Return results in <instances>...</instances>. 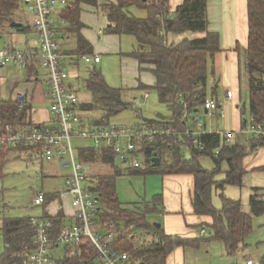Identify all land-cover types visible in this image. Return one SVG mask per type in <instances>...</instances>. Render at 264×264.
Returning a JSON list of instances; mask_svg holds the SVG:
<instances>
[{
  "label": "trees",
  "instance_id": "16d2710c",
  "mask_svg": "<svg viewBox=\"0 0 264 264\" xmlns=\"http://www.w3.org/2000/svg\"><path fill=\"white\" fill-rule=\"evenodd\" d=\"M25 0H0V30L15 29L26 32L31 26L16 21L15 12L20 3ZM88 3L102 7L108 19L105 32L114 34H131L136 38V47L130 52L135 57L141 69L149 70L155 77L153 85L140 82L138 90L155 89L159 101L171 109V117L159 120H148L150 125H174L178 129L185 128L182 119L184 103L192 111H198L208 97L218 101V86H210V59L222 51L220 35L210 30L207 5L208 0H183L174 11L171 10L170 0H68L61 7L59 16L64 20L60 33L72 35L77 47L72 51V57L79 59L82 54L93 53V47L81 34L83 23L80 20L81 4ZM133 8L144 9L145 16H138ZM248 41L245 48L247 84L249 90V112L256 120L264 124V0H248ZM185 32L204 33L202 37H184L178 41H169L168 34ZM240 48V47H239ZM238 48V50H239ZM146 66V67H143ZM29 67V75L33 74ZM82 88L91 93V100L81 103V108L88 113L94 124H109L111 118L124 109L132 107L133 101L126 99V90L110 86L98 67L89 70L83 79ZM182 97L183 102L179 99ZM220 103V102H219ZM22 100L17 98H0V117L12 123H26L28 104L20 109ZM96 111H101L96 115ZM244 120L242 126H244ZM206 144L205 150L195 147L189 140V148L182 143L163 141L156 138L144 146L145 166L133 167L134 174H191L194 177V192L192 205L198 215L212 217L208 225L210 238L225 242L230 253L246 246V239L253 230V218L264 214V188L254 187L250 195V212L242 208L240 200L232 199L222 194V206L217 208L212 201L213 186L224 189L226 184H242L244 174V159L248 148L241 142H232L223 147L218 155L214 154L219 145V134H204L201 136ZM264 146V140L253 137L251 149ZM22 147L0 148V176L3 167L9 160L12 149ZM189 149V150H188ZM190 151V152H189ZM189 152L190 156H187ZM81 157L88 163H102L114 167V171L98 174L96 189L101 194V209L98 212L102 223H110L112 228L130 226L136 229L150 231L153 237L142 240L137 233L134 236L121 235L115 241L116 248L128 251L142 264H168L169 255L177 248H198L205 235L185 237L169 234L162 226L147 221V213L160 211L159 205L163 195L154 198L152 208L149 203L126 205L120 201L116 188V178L122 169L116 164V154L107 149L87 147L81 150ZM159 156L161 164L152 166V158ZM211 156L214 162L212 170L202 166L200 158ZM226 162V177L217 181L214 176L221 171ZM264 171V166L255 168ZM54 196L48 195L45 202L49 203ZM54 222V233H58L62 225H66V216L60 211L56 214L46 213ZM33 217L3 216V226L0 233L4 237L5 249L0 256V264H20L25 256V249L34 246L36 229L32 225ZM56 264H97L96 252L92 248L83 247L81 253H72V246L66 245ZM264 264V261L262 262Z\"/></svg>",
  "mask_w": 264,
  "mask_h": 264
},
{
  "label": "built area",
  "instance_id": "2783aa9c",
  "mask_svg": "<svg viewBox=\"0 0 264 264\" xmlns=\"http://www.w3.org/2000/svg\"><path fill=\"white\" fill-rule=\"evenodd\" d=\"M33 16L31 26L36 34L33 43L22 48L8 42L0 46V78L10 64H15L19 70H28L29 66L39 62L47 70L49 118L38 120L34 116L33 106L28 109L26 123H12L0 117V148L22 147L25 151H34L38 157L48 162H59L63 168H71L66 178L65 188L57 191L61 201L67 200L73 207L69 223L62 225L58 233H54V222L48 217H33L32 225L36 229L34 246L25 249V256L20 264H56L57 252H62L66 245L72 246V253H81L83 247L92 248L96 252L97 264H142L131 253L116 248L115 241L121 235L134 236L137 229L134 224L112 228L110 223H102L98 212L101 209V194L96 189L95 179L90 175L91 165L82 161L78 155L81 148L93 147L113 151L117 157L128 161L133 167L143 166L145 159L144 146L156 138L163 141L182 143L189 147V140L200 150L206 149L201 136L204 134H219L220 142L214 150L218 155L220 150L231 144L234 130H214L210 132L197 128L204 120L194 116L195 112L184 103L182 119L185 128L178 129L174 125H150L148 122L137 127L124 124H94L91 117L81 108L82 101L78 91L69 84V71L65 66L66 54L61 52V43L56 36L53 13L68 3V0H25ZM86 63L99 62L100 55L82 54ZM36 76H40L38 70ZM145 93V98L149 97ZM226 97L232 99L234 92L227 89ZM20 109L32 104L24 97ZM202 108L209 116H224L223 106L212 97H208ZM244 120L240 132L251 134L264 140V124L250 114V119ZM196 125V126H195ZM75 139H88L91 145H74ZM261 146H257L258 149ZM55 192V191H54ZM52 192H39L33 199L35 205L45 204ZM207 234V228H202L200 235ZM246 264H261L252 256Z\"/></svg>",
  "mask_w": 264,
  "mask_h": 264
},
{
  "label": "rangeland",
  "instance_id": "374dc122",
  "mask_svg": "<svg viewBox=\"0 0 264 264\" xmlns=\"http://www.w3.org/2000/svg\"><path fill=\"white\" fill-rule=\"evenodd\" d=\"M16 21H21L23 24H27L32 17L29 5L22 2L19 8L15 11ZM133 12L138 16H145L146 11L144 9L133 8ZM28 38L32 39V34H27ZM9 34H4L0 38V46H4L10 40ZM22 39H19L23 41ZM25 38V37H24ZM122 51L129 52L133 49V45L136 44V38L131 34H122ZM240 48L237 51L239 56L235 60L236 68L233 73L232 62L234 59L230 55L219 54L216 66L210 59L209 64V76L211 85L216 84L218 86V101L225 110L224 116H209L205 113V110L200 109L195 112L194 116L200 117L204 120V123H208V128L215 130H233L238 126V122L242 119L249 121V90L247 84V74L245 71L246 64V46L240 42ZM232 61V62H231ZM89 66H94L89 65ZM85 66V67H89ZM103 73L106 82L113 87H121L122 81V68L120 67L119 58L116 55L103 54L102 61L96 65ZM85 67L81 68L79 73L81 83L77 84V90L79 98L82 102L91 100V93L82 88L83 77L85 78ZM20 74L25 76V72L22 70ZM47 70L40 69V80L36 82V94L37 98L44 97V101L35 104L36 111L34 114H38L37 118H44L45 113L49 111L48 104V82H47ZM1 82V81H0ZM2 83V82H1ZM8 83L0 85V97H5L7 91H5ZM227 89H232L234 97L229 99L226 97ZM150 97L143 98L142 90L139 91H127L125 92L126 98L133 101V106L124 109L120 113L111 118L112 123L124 124L129 127H137L148 122V120H159L161 118H170L171 109L164 103H161L158 98V94L155 89H149ZM47 93V94H46ZM142 96V97H141ZM37 99V100H38ZM39 110L37 111V109ZM39 112V113H38ZM101 111H96V115H100ZM37 116V115H36ZM240 118V120H239ZM145 119V120H144ZM253 138L251 134H240L239 142L250 147V141ZM74 145H91L92 143L88 139H75ZM264 149V148H263ZM81 148L78 150V155L82 161H87L81 156ZM18 148L12 149L9 160L3 167V174L0 176V218L3 216L9 217H42L48 211L57 212V210L63 207V203L60 198L57 197L54 201L43 205H35L33 202L34 197L41 191H61L65 188L66 178L71 173V168L61 167L59 162H48L42 160L34 151H21ZM260 148L257 152L248 148V155L245 159L244 167L245 174L242 184H226L224 189L213 186L212 188V201L214 206L220 208L222 206V194L232 199L240 200L242 208L246 212H250V195L253 192L254 187L264 188V171L257 170L250 166L252 160L255 158V154L262 153ZM190 152V151H189ZM187 152V156L190 154ZM263 156V157H262ZM259 159V162H264V155ZM144 163V160H141ZM201 164L204 168L212 170L214 168L213 158L211 156H202L200 158ZM116 164L123 169V173L116 178V188L120 201L126 205L133 203H140L141 206L146 207V203H149L152 208L154 198L161 195L165 190V184L163 183L164 176L160 173L146 174H134L131 172L133 166L132 161L129 159L124 162L123 159L117 157ZM145 164H143V167ZM112 169L109 165L94 164L92 166L90 175L94 173H106ZM227 164L224 162L221 167V171L218 172L214 178L217 181H223L226 177ZM66 201L63 200L65 211H72L69 205L66 206ZM145 203V204H144ZM71 209V210H70ZM74 210V209H73ZM167 212H165L166 214ZM147 221L149 223H162L163 228L164 216L159 211H149L147 213ZM67 223L69 220L67 219ZM198 225V224H197ZM201 226L196 229L200 231ZM137 233L141 236L142 240H150L154 233L143 229H137ZM200 236V233L198 234ZM209 230L205 235L207 241H203L198 248H185V263L186 264H246L247 258L253 257L261 264L264 261V214L254 216L253 218V230L246 239V248L242 250V247L236 250L234 253H229V249L222 240L211 239ZM4 237L0 233V256L5 249ZM62 252H57L56 259L61 256Z\"/></svg>",
  "mask_w": 264,
  "mask_h": 264
},
{
  "label": "crops",
  "instance_id": "0c3cea01",
  "mask_svg": "<svg viewBox=\"0 0 264 264\" xmlns=\"http://www.w3.org/2000/svg\"><path fill=\"white\" fill-rule=\"evenodd\" d=\"M183 0H170L171 10L174 11L176 7L181 4ZM248 0H208L207 5V12L208 18L210 21V30L216 31L220 35V46L222 51L218 52L215 57L212 59V63L216 66L217 60L219 59V54L221 55H230L232 57V70L233 73L236 68L235 60L238 58V48L240 47V42H242L245 46L247 45L248 41V10H247ZM135 9V8H134ZM61 7H59L54 13L53 18L55 19V28H56V36L61 43V52L66 54L65 57V66L69 71V84L70 86L74 87L76 90L77 84L81 83V78L79 73L82 67H85V75L87 76L89 70L93 67H97L96 65L102 61L103 54H111L116 55L119 58L120 67L122 68V81L123 85L121 88H124L126 92L128 91H139L137 89L140 82H143L147 85H153L155 82L154 75L147 69H141L142 65L138 62V60L130 55L136 44L133 45V49L129 52L122 51V39L121 35L114 34V33H107L105 32V27L108 24V19L103 12L102 7L94 6L88 3L81 4V11H80V20L83 23L81 28V34L89 41V43L93 47L92 56L100 55L101 59L99 62H91L86 63L82 57L80 56L79 59H75L72 57V51L77 47L76 39L69 34L60 33V27L63 25L64 20H62L59 16ZM33 21V16L31 17L30 21L27 22L29 26ZM21 22V21H20ZM4 34H9L11 37L10 40L12 43L16 45L27 48L28 41L29 43H33L35 39V32L31 27L27 29L26 32H18L15 29H2L0 30V38L4 36ZM27 34H32V39L28 38V36H24ZM204 33H195V32H185L182 34L176 33H169L168 40L169 41H178L184 37H202ZM23 41L19 40L22 39ZM25 37V38H24ZM10 43V41H9ZM137 43V42H136ZM15 64H10L5 69V74L2 78H0V85L3 83H8L5 91L7 94L5 97L0 98H17L19 97H26L29 98L32 102V106L34 111H36L35 104L42 103L44 101V97L37 98L36 94V82L40 80V76L35 75V71L38 70L40 74V69L42 68L39 62H35L31 64L29 67H33L32 75H29V70H23L25 72V76L20 74V71L16 68ZM143 67H146L143 65ZM84 79V77H83ZM215 78L210 79L211 81ZM48 82V81H47ZM210 86L211 85L210 83ZM78 91V90H77ZM142 96L145 98V93H149L148 90H142ZM48 92V89H47ZM47 94V93H46ZM141 96V97H142ZM126 97V94H125ZM150 97V95H149ZM147 97V98H149ZM38 99V100H37ZM127 99V98H126ZM146 99V98H145ZM39 108L37 109V111ZM35 113V112H34ZM39 113V112H38ZM206 113V111H205ZM37 115V116H36ZM35 118L38 117V114H34ZM49 118V111L45 113L44 118H37L38 120L47 119ZM145 120V119H144ZM240 120V118H239ZM208 123L205 125H198L197 128L210 132L214 131L215 129L208 128ZM196 126V125H195ZM242 128V121L238 122V126L233 128L234 134L232 142L236 141L239 142V135L242 134L240 132ZM216 131V130H215ZM231 142V143H232ZM189 148V147H188ZM251 148V147H247ZM262 149V153L255 154V158L252 160L250 166L253 167H261L264 166V162H259V159L262 155H264V146L259 147L258 149H252L253 151H258ZM189 150V149H188ZM25 151V150H21ZM20 151V152H21ZM249 153V152H248ZM248 155V154H247ZM246 155V157H247ZM245 157V159H246ZM263 157V156H262ZM244 159V163H245ZM126 162V161H124ZM91 168L94 164L100 165L102 163H89ZM111 171H114V167H111ZM110 171V172H111ZM123 171V169H122ZM109 173V172H106ZM103 173H94L92 177L96 180L94 176ZM144 176V175H143ZM163 183L165 184V190L162 193L163 201L159 205L160 211L159 213L164 216V228L161 223L162 228L166 233L169 234H178L185 237H195L198 236L202 228H207L209 230L208 225L212 223V217L207 215H198L194 212L193 205H192V197L194 192V177L191 174H165L163 175ZM50 195L54 196V199L50 202L54 201L59 198L57 191H51ZM49 202V203H50ZM63 207L57 212H50L48 214H56L62 211L67 219L72 218L73 209L69 201H66V206L69 205L72 211H68L64 209V202ZM48 204V203H47ZM70 209V210H71ZM165 212H167L165 214ZM71 217V218H70ZM66 219V221H67ZM198 224V225H197ZM3 226V217L0 218V228ZM201 226L200 231L196 228ZM211 231H209L210 233ZM5 242V241H4ZM246 246L242 247L244 250ZM230 253V252H229ZM232 254V253H231ZM168 264H186L185 263V248L177 247L168 257L167 260Z\"/></svg>",
  "mask_w": 264,
  "mask_h": 264
},
{
  "label": "water",
  "instance_id": "95a60500",
  "mask_svg": "<svg viewBox=\"0 0 264 264\" xmlns=\"http://www.w3.org/2000/svg\"><path fill=\"white\" fill-rule=\"evenodd\" d=\"M24 97L22 96L21 99H23ZM161 164V158L159 156H154L152 158V166H159ZM156 225L158 227L161 226V223H156Z\"/></svg>",
  "mask_w": 264,
  "mask_h": 264
}]
</instances>
